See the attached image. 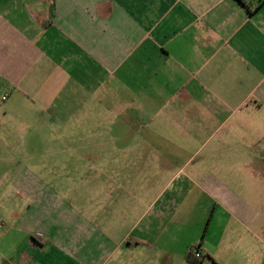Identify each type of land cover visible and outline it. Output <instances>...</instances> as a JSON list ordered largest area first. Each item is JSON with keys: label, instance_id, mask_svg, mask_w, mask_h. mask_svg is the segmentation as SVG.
<instances>
[{"label": "crops", "instance_id": "1", "mask_svg": "<svg viewBox=\"0 0 264 264\" xmlns=\"http://www.w3.org/2000/svg\"><path fill=\"white\" fill-rule=\"evenodd\" d=\"M0 130V264H264V0H0Z\"/></svg>", "mask_w": 264, "mask_h": 264}, {"label": "rangeland", "instance_id": "2", "mask_svg": "<svg viewBox=\"0 0 264 264\" xmlns=\"http://www.w3.org/2000/svg\"><path fill=\"white\" fill-rule=\"evenodd\" d=\"M38 163L35 161L26 162L17 154L11 155L0 151V216H8L11 211H16V209L13 210L12 208L14 194H8L6 190L17 179L15 176L17 172L26 164L36 165ZM15 194L17 195V202H19L22 196L18 192H15Z\"/></svg>", "mask_w": 264, "mask_h": 264}, {"label": "built area", "instance_id": "3", "mask_svg": "<svg viewBox=\"0 0 264 264\" xmlns=\"http://www.w3.org/2000/svg\"><path fill=\"white\" fill-rule=\"evenodd\" d=\"M5 99H6V97L3 96V97L1 98V101H4ZM2 226H3V225L0 223V228H2ZM193 256H194L195 259H201V258H202L201 254H200L197 250H195V251L193 252Z\"/></svg>", "mask_w": 264, "mask_h": 264}, {"label": "trees", "instance_id": "4", "mask_svg": "<svg viewBox=\"0 0 264 264\" xmlns=\"http://www.w3.org/2000/svg\"><path fill=\"white\" fill-rule=\"evenodd\" d=\"M186 258L188 261L192 262V258H190V255H188Z\"/></svg>", "mask_w": 264, "mask_h": 264}]
</instances>
